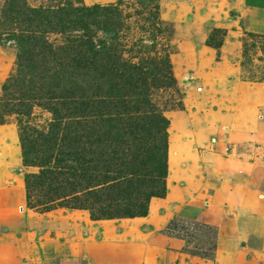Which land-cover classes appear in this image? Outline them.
Instances as JSON below:
<instances>
[{
	"label": "rangeland",
	"instance_id": "rangeland-1",
	"mask_svg": "<svg viewBox=\"0 0 264 264\" xmlns=\"http://www.w3.org/2000/svg\"><path fill=\"white\" fill-rule=\"evenodd\" d=\"M83 1L88 7L120 1L123 15L130 17L125 50L137 49L132 43L141 39L150 44L153 37L157 54L169 55L175 85L154 91L152 98L169 121V199L167 194L152 198L148 216L135 221H94L87 210H68L61 202H49L45 189L36 191L30 202L36 205L26 204L18 223L0 226V264H170L169 249L143 219L159 222L179 202L225 209L228 218L240 223L233 264H264V0ZM156 16L158 23L165 22L166 34V25H173L172 37L150 32L148 20ZM218 30L225 33L218 35ZM216 36H224L219 49L207 45ZM15 69L16 52L0 37V98ZM51 119L38 106L22 125L16 115L4 117L0 189L22 185L25 192V178L41 172L26 166L21 137H36L43 144L38 133L49 134ZM150 138L160 139L155 133ZM5 245L15 249L12 259L4 253ZM126 246L130 250L123 254ZM191 260L181 263L217 264Z\"/></svg>",
	"mask_w": 264,
	"mask_h": 264
},
{
	"label": "trees",
	"instance_id": "trees-1",
	"mask_svg": "<svg viewBox=\"0 0 264 264\" xmlns=\"http://www.w3.org/2000/svg\"><path fill=\"white\" fill-rule=\"evenodd\" d=\"M120 4L2 0L0 37L15 50L16 69L2 86L0 124L16 115L22 125L34 106L52 115L49 134L38 133L43 144L21 137L26 166L41 169L25 178L28 206L45 189L49 202L87 210L94 221L134 219L167 194L169 121L152 98L175 85L172 66L153 37L125 50L130 17ZM156 20H148L150 32L172 37L173 25L165 24L166 34ZM223 39L210 37L207 45L219 49Z\"/></svg>",
	"mask_w": 264,
	"mask_h": 264
},
{
	"label": "crops",
	"instance_id": "crops-1",
	"mask_svg": "<svg viewBox=\"0 0 264 264\" xmlns=\"http://www.w3.org/2000/svg\"><path fill=\"white\" fill-rule=\"evenodd\" d=\"M171 156L173 157L172 153ZM191 178H188V182H191ZM25 192L22 185L0 189V226L12 225L20 221L21 213L27 204ZM177 192L172 191L173 194L178 195ZM167 198L169 199L168 193ZM196 205L203 206L201 202ZM209 205L203 208H196L193 205L183 207L182 202H179L175 209L160 218L159 222H152L150 218L143 219L149 225L146 227L156 231L162 238L163 244L169 249L170 264L175 263L177 259L180 260L176 264H182L181 261L186 257L201 262L233 264L235 253L233 239L239 233L240 223L228 218L225 209ZM174 222L175 224L172 225ZM144 228L145 226L142 227L143 231L146 230ZM5 246L4 253L12 259L16 253L15 249ZM126 247L123 249V254H127L130 250V247ZM0 252L2 253L1 250ZM148 263L155 264L146 261V264ZM156 264H161V261Z\"/></svg>",
	"mask_w": 264,
	"mask_h": 264
}]
</instances>
